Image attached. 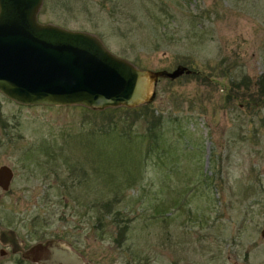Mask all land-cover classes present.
Here are the masks:
<instances>
[{"label": "rangeland", "instance_id": "obj_1", "mask_svg": "<svg viewBox=\"0 0 264 264\" xmlns=\"http://www.w3.org/2000/svg\"><path fill=\"white\" fill-rule=\"evenodd\" d=\"M37 20L191 72L134 107L0 94V228L66 240L86 264H264V0H42Z\"/></svg>", "mask_w": 264, "mask_h": 264}, {"label": "water", "instance_id": "obj_2", "mask_svg": "<svg viewBox=\"0 0 264 264\" xmlns=\"http://www.w3.org/2000/svg\"><path fill=\"white\" fill-rule=\"evenodd\" d=\"M42 0H0V94L20 105L70 106L92 110L149 103L159 77L172 80L191 70L140 69L111 53L100 39L37 20ZM11 170L0 165L5 189ZM264 239V226L260 230ZM1 244L33 264H86L66 240L47 238L21 249L11 230Z\"/></svg>", "mask_w": 264, "mask_h": 264}, {"label": "flooded vegetation", "instance_id": "obj_3", "mask_svg": "<svg viewBox=\"0 0 264 264\" xmlns=\"http://www.w3.org/2000/svg\"><path fill=\"white\" fill-rule=\"evenodd\" d=\"M3 165V164H2ZM7 166V165H6ZM8 167V166H7ZM9 168V167H8ZM10 169V168H9ZM11 170V169H10ZM11 179H12V171H11V177L7 183V187L5 189H3L1 186H0V196L1 195H4L6 194L7 192H9V186H10V183H11ZM3 230H11L15 236V239L16 241L18 242L19 246L21 249H26L28 248L30 245L36 243V242H39V241H35L33 243H30V244H24V242H22V240L18 237L16 231L14 230V228H10V227H3V228H0V232L3 231ZM44 240V239H43ZM42 241V240H40ZM15 256L16 258H18V260L22 261V262H25V263H28V264H33V263H30L29 261L25 260V259H22L20 257V254L19 252H12L11 251V247L9 245H3L1 244L0 242V256Z\"/></svg>", "mask_w": 264, "mask_h": 264}, {"label": "trees", "instance_id": "obj_4", "mask_svg": "<svg viewBox=\"0 0 264 264\" xmlns=\"http://www.w3.org/2000/svg\"><path fill=\"white\" fill-rule=\"evenodd\" d=\"M105 211V210H104Z\"/></svg>", "mask_w": 264, "mask_h": 264}]
</instances>
